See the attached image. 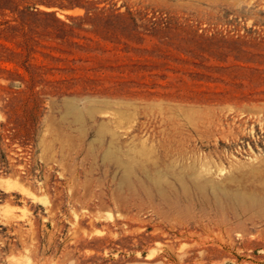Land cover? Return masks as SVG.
Returning a JSON list of instances; mask_svg holds the SVG:
<instances>
[{
    "label": "rangeland",
    "instance_id": "rangeland-1",
    "mask_svg": "<svg viewBox=\"0 0 264 264\" xmlns=\"http://www.w3.org/2000/svg\"><path fill=\"white\" fill-rule=\"evenodd\" d=\"M0 264H264V0H0Z\"/></svg>",
    "mask_w": 264,
    "mask_h": 264
},
{
    "label": "trees",
    "instance_id": "trees-1",
    "mask_svg": "<svg viewBox=\"0 0 264 264\" xmlns=\"http://www.w3.org/2000/svg\"><path fill=\"white\" fill-rule=\"evenodd\" d=\"M89 13V10H87V14Z\"/></svg>",
    "mask_w": 264,
    "mask_h": 264
}]
</instances>
